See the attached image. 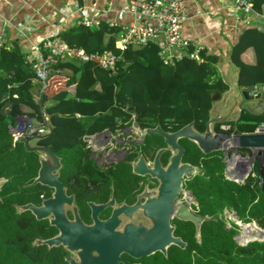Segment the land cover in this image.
I'll return each instance as SVG.
<instances>
[{
	"label": "trees",
	"instance_id": "obj_1",
	"mask_svg": "<svg viewBox=\"0 0 264 264\" xmlns=\"http://www.w3.org/2000/svg\"><path fill=\"white\" fill-rule=\"evenodd\" d=\"M249 1L253 9L264 12V0ZM114 32L105 21L79 23L59 32L70 46L89 52L112 50L120 58L113 71L92 63L64 62L72 71L68 80L74 84L72 91L58 90L50 98L46 93L49 86L40 90L37 98L31 96L34 75L25 55L7 43L0 48V264H66L67 252L61 246L32 245L35 239L53 236L56 229L46 219L36 220L29 211H16V205L39 204L50 189L40 184L26 186L37 174L38 155L27 150L22 141H14L9 126L14 123L15 114L24 109L32 124L44 126L42 107L45 108L53 131L40 144L60 157L63 183V177L68 176L69 181L75 179L71 184H79L85 179L91 181L95 175L90 171L92 162L84 141L87 135L129 125L132 114L146 125L159 123L168 130H177L194 120V127L202 131L210 93L227 88L217 69L220 58L203 48L198 51L200 61L182 56L172 64H164L155 43L139 49H115ZM249 50L255 56L252 63L242 57ZM191 51L193 47L189 48ZM230 60L239 70L240 89L264 85V30L246 28L232 47ZM87 70L92 71L96 87L82 81ZM129 107L133 109L129 111ZM261 123L264 116L243 113L230 124L227 133L252 134ZM179 143L184 147L182 160L200 168V173L185 180L183 186L192 193L198 214L206 217L201 224L200 240L196 241L191 222L173 220L174 235L186 243L185 249L172 245L166 256L156 252L139 259V263L264 264V239L239 244L234 239L238 226L224 216L225 210L231 211L241 222H254L264 230V164L255 163L243 180L235 182L226 176L221 152L203 154L186 139ZM82 201L78 200L81 209L85 207Z\"/></svg>",
	"mask_w": 264,
	"mask_h": 264
},
{
	"label": "water",
	"instance_id": "obj_2",
	"mask_svg": "<svg viewBox=\"0 0 264 264\" xmlns=\"http://www.w3.org/2000/svg\"><path fill=\"white\" fill-rule=\"evenodd\" d=\"M11 47L16 49V44L12 43ZM238 78L237 69L233 77L229 79L222 77L221 80L227 87L224 91L210 93L208 117L202 131L194 127V120L173 132L163 131L157 124L151 132L163 138L170 152L168 162L162 168L159 164V155L166 147L157 150L152 163L154 168L146 171L159 180L158 186L153 191H147L143 202L137 201L132 205L122 204L113 208L110 216L105 220L97 217V212L104 206L89 203L93 221L88 225L81 221L73 204V196L66 195L65 188L58 180L60 157L48 146L40 144V141L53 131L46 110L42 108L45 128L33 134L19 130L15 138L22 141L27 150L34 151L38 155L37 174L26 186L40 184L53 190L51 196L42 199L39 205L28 202L15 207L17 212L29 211L36 220L47 219L49 225L57 230V233L51 237L35 239L32 245H45L47 248L62 246L73 255L64 257L67 264H138L123 259L121 254L140 259L156 252L166 256L167 249L172 245L185 249L186 243L179 236L174 235L175 228L170 224L172 215L178 220L191 222L195 229L194 237L199 242L201 224L206 217L190 212L187 203L175 205L183 180L200 173L198 166L181 161L184 148L178 143V139L190 141L203 154L227 152L235 155L236 147H245L251 155L256 153L264 157V134L234 136L215 129L217 125L239 120L243 113L264 116V85L257 94L253 95L248 89H240ZM128 109L132 110L133 107ZM134 125L136 126L137 123ZM139 162H142V158L133 166L135 167ZM192 197V193L188 192L187 200L191 201ZM110 203H113V199ZM66 207L73 210L72 219L67 217ZM136 213L148 219L149 223L142 220L135 221ZM233 217L237 219L235 214ZM123 218L126 222H123ZM239 227L242 229L241 224ZM257 228L263 232L261 236H264V230ZM241 232L242 235L235 234V240L237 236H248L243 229ZM252 240L258 239H248L244 244Z\"/></svg>",
	"mask_w": 264,
	"mask_h": 264
},
{
	"label": "crops",
	"instance_id": "obj_3",
	"mask_svg": "<svg viewBox=\"0 0 264 264\" xmlns=\"http://www.w3.org/2000/svg\"><path fill=\"white\" fill-rule=\"evenodd\" d=\"M81 7L95 13V23L105 21L111 29L114 28V40L119 36L121 27L130 21V16L122 12L121 0H0V37L9 42L10 46L15 43L16 50L25 57L35 58L29 50L30 45L48 35L78 25L81 20L77 9ZM185 7L187 20L182 25V34L188 38L190 47H201L206 53L218 56L220 62L217 69L221 79L233 77L238 68L230 60L231 49L246 28H257L260 21L252 20L249 26L244 25L239 19L240 11L232 8L230 0H185ZM113 24L119 27H112ZM242 57L250 63L255 60L252 50ZM63 63L55 65L54 75L65 84L59 89L50 85L46 92L49 98L58 90L72 91L74 84L68 83L72 71ZM33 81L35 87L31 89V96L37 98L40 88ZM92 86L96 87L97 81ZM257 87L259 91L261 86ZM17 115L26 116L30 120L24 109ZM16 117H13L14 122ZM255 162L258 165V160Z\"/></svg>",
	"mask_w": 264,
	"mask_h": 264
},
{
	"label": "built area",
	"instance_id": "obj_4",
	"mask_svg": "<svg viewBox=\"0 0 264 264\" xmlns=\"http://www.w3.org/2000/svg\"><path fill=\"white\" fill-rule=\"evenodd\" d=\"M232 8L240 11V20L249 26L253 21H260L257 28L264 29V12L253 9L249 0H230ZM122 12L130 16V21L121 27L119 36L115 40V49H139L150 43L157 44L158 55L164 64H172L182 56H188L200 61L198 51L201 47L194 46L189 52L190 42L182 34V25L187 20L185 0H121ZM80 23L85 25L94 24L95 13L85 7L77 9ZM112 27H119L118 24ZM113 31V29H111ZM59 33H54L42 38L39 42L30 45L29 50L35 58H26L30 70L34 74L41 90L45 91L48 86L54 89L61 88L65 82L54 75V68L62 61L75 62L77 64L92 63L101 69L113 71L116 69L119 56L112 50L89 52L80 47H74L64 42ZM0 37V48L2 46ZM82 81L93 85L94 76L91 70L82 75ZM255 86L251 93L257 94ZM23 125V124H22ZM32 132L34 128L27 124ZM14 131L26 130L24 126L16 124ZM219 130H229L230 124L218 125ZM10 128V127H9ZM12 130V129H10ZM256 133H264V124L259 125Z\"/></svg>",
	"mask_w": 264,
	"mask_h": 264
},
{
	"label": "flooded vegetation",
	"instance_id": "obj_5",
	"mask_svg": "<svg viewBox=\"0 0 264 264\" xmlns=\"http://www.w3.org/2000/svg\"><path fill=\"white\" fill-rule=\"evenodd\" d=\"M134 123H137V125L135 126ZM155 126L146 125L135 114H132L129 125L115 130L104 128L91 135H87L84 138V141L86 149L88 150V157L92 162L93 170L90 171L91 173H95L91 181L85 179L79 184H71L70 182H73L75 179L72 178L69 181V177L67 176L63 177L64 184L60 178V170L62 168L61 162L58 180L65 188L66 195L73 196V204L76 208L77 214L85 224H91L93 221L89 203L104 206L97 212V217L100 220H105L110 216L113 208L122 204L132 205L137 201L143 202L144 198L147 196H145L147 191H153L158 186L159 180L146 172L147 170L154 168L152 163L157 150L166 147L163 138L159 134L151 132ZM161 129L166 132L175 131L164 129L162 127ZM153 135L160 137L162 144H160L159 138L153 137ZM181 139H178V143ZM169 155L170 152L167 147L160 153L159 164L162 168L166 166ZM140 158H142V162H139V164L134 167L133 164L137 163ZM181 161L184 163L182 158ZM86 178H88V176ZM78 187L80 190H77L79 189ZM52 192L53 190L50 189V194L42 199L50 197ZM83 194H87L88 196ZM112 199L113 203L109 204ZM78 200H83L81 204L85 205V210V207L82 209L80 208ZM184 200H187V196L185 193L180 192L175 200V205L187 203L190 212L199 215L194 208L193 201L185 202ZM66 215L69 219H72L73 210L66 207ZM134 220H142L149 223L148 219L138 215V213H136ZM173 220L178 219L172 215L170 218V224L175 228ZM123 222H126L125 218H123ZM66 252L67 254L65 256H73L68 251ZM121 257L129 262L140 264L139 259L131 258L125 254H121Z\"/></svg>",
	"mask_w": 264,
	"mask_h": 264
},
{
	"label": "bare ground",
	"instance_id": "obj_6",
	"mask_svg": "<svg viewBox=\"0 0 264 264\" xmlns=\"http://www.w3.org/2000/svg\"><path fill=\"white\" fill-rule=\"evenodd\" d=\"M3 41V43H2V45L4 46V43L6 44H9V42H5V40L4 39H2ZM9 46H10V44H9ZM62 62H70V61H62ZM61 63V62H60ZM34 75V74H33ZM35 80V79H34ZM37 82V81H36ZM38 83V82H37ZM39 84V83H38ZM39 88H40V90H41V86H40V84H39ZM252 90V89H251ZM251 90H250V93H251ZM129 110V109H128ZM129 111H131V110H129ZM26 118V123H28V118L27 117H25ZM31 120H29V125H30V127H32V128H34V131H32V132H29V133H36V131L37 130H42V129H44L45 128V125L44 126H35L34 124H32V122H30ZM45 122V121H44ZM18 123V121H15V124H17ZM261 124H264V123H261ZM261 124H258L257 126H256V128L259 126V125H261ZM11 126V125H10ZM9 126V127H10ZM256 128L254 129V132L252 133V134H264V133H256L255 132V130H256ZM10 129V128H9ZM25 131H27V130H25ZM10 132H11V130H10ZM16 132L17 131H14V133H12V135H13V137H14V141H17V140H15V138H16ZM233 135V134H232ZM239 148H244L245 149V151L244 152H240V151H238V149ZM235 150H236V153L237 154H233V153H225V154H223L222 153V155L224 156V160H225V171H226V176H227V178H229V179H231V180H233V181H235V182H239L240 180H243L244 178H245V176L249 173V172H251V170H252V167H253V165H254V162L256 161V160H258V166H260V165H262V164H264V157L263 156H260V155H257L256 153H254L253 155H251L250 154V152L248 151V149L247 148H245V147H236L235 148ZM260 161L262 162V163H260ZM256 163V162H255ZM233 173H235V174H233ZM184 180H187V179H184ZM183 180V181H184ZM183 186H184V184L182 185V189H183ZM181 189V191L180 192H183V193H185V191H186V196H187V193L188 192H190L189 190H186V189H183L182 190ZM185 202H189L188 200H184ZM192 201L194 202V204L196 205V202H195V200H194V198L192 197ZM241 226H242V229H243V232L245 233V234H247L248 236H246L245 237V239L244 240H242L243 241V243L244 242H246L248 239H255L256 237H260L261 236V234L263 233L262 231H260L254 224H250V225H243V224H241Z\"/></svg>",
	"mask_w": 264,
	"mask_h": 264
},
{
	"label": "rangeland",
	"instance_id": "obj_7",
	"mask_svg": "<svg viewBox=\"0 0 264 264\" xmlns=\"http://www.w3.org/2000/svg\"><path fill=\"white\" fill-rule=\"evenodd\" d=\"M14 116H17L16 118H15V121H18V124L19 125H21V126H24V128L27 130V131H30L31 129H29L27 126V124L29 123V120H28V123H26V116H20V115H17V114H15ZM31 120V119H30ZM13 121H14V119H13ZM31 122V121H30ZM23 124V125H22ZM16 124H15V122H14V124H12L11 126H10V129H12L11 130V132L12 133H14V129H16ZM32 131H34V130H32ZM263 162V161H262ZM261 161H260V163H262ZM255 163V162H254ZM253 168V167H252ZM185 193H186V191H185ZM194 203V202H193ZM194 206H196L195 204H194ZM224 216L227 218L226 220H229V222L232 224V221L238 226V228L237 227H235V230H236V234L237 233H239V234H241L242 235V232L240 233V231L242 230L240 227H239V224H242L243 222H241L240 220H238V219H236V218H234L233 217V214L231 213V211H227V210H225L224 211ZM256 227H257V225L254 223V222H252ZM226 227L227 228H229V223L227 222L226 223ZM234 239H235V236H234ZM236 241L239 243V244H244L243 243V241L242 240H244L245 239V237H239V236H237L236 237ZM255 239H264V236H260V237H256Z\"/></svg>",
	"mask_w": 264,
	"mask_h": 264
},
{
	"label": "clouds",
	"instance_id": "obj_8",
	"mask_svg": "<svg viewBox=\"0 0 264 264\" xmlns=\"http://www.w3.org/2000/svg\"><path fill=\"white\" fill-rule=\"evenodd\" d=\"M231 126V125H230ZM217 127H218V125H217ZM218 130H219V127H218ZM224 132H227L228 130H223ZM229 134H231L232 135V133H229ZM232 214H234L233 212H231ZM246 244V243H245Z\"/></svg>",
	"mask_w": 264,
	"mask_h": 264
}]
</instances>
